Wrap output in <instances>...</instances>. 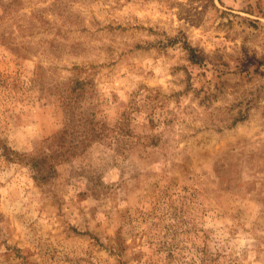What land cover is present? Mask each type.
I'll list each match as a JSON object with an SVG mask.
<instances>
[{"label":"rangeland","instance_id":"374dc122","mask_svg":"<svg viewBox=\"0 0 264 264\" xmlns=\"http://www.w3.org/2000/svg\"><path fill=\"white\" fill-rule=\"evenodd\" d=\"M0 264H264V0H0Z\"/></svg>","mask_w":264,"mask_h":264},{"label":"trees","instance_id":"16d2710c","mask_svg":"<svg viewBox=\"0 0 264 264\" xmlns=\"http://www.w3.org/2000/svg\"><path fill=\"white\" fill-rule=\"evenodd\" d=\"M36 168H37V169H36V172L39 173V174H41L42 171H44L43 169H40V167H36Z\"/></svg>","mask_w":264,"mask_h":264}]
</instances>
